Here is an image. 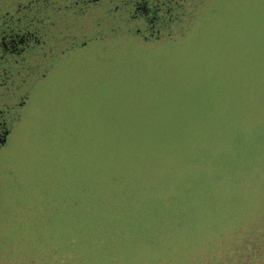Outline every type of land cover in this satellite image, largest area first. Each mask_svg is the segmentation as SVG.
Here are the masks:
<instances>
[{
	"label": "rangeland",
	"instance_id": "rangeland-1",
	"mask_svg": "<svg viewBox=\"0 0 264 264\" xmlns=\"http://www.w3.org/2000/svg\"><path fill=\"white\" fill-rule=\"evenodd\" d=\"M200 3L179 33L151 43L121 17L100 36L87 21L86 45L72 43L36 84L0 159V264L156 263L216 232L221 217L230 223L212 211L218 185L237 190L261 167L264 128L235 132L214 160L184 161L179 184L142 179L167 168L140 171L131 148L165 125L214 117L264 76V0Z\"/></svg>",
	"mask_w": 264,
	"mask_h": 264
},
{
	"label": "trees",
	"instance_id": "trees-1",
	"mask_svg": "<svg viewBox=\"0 0 264 264\" xmlns=\"http://www.w3.org/2000/svg\"><path fill=\"white\" fill-rule=\"evenodd\" d=\"M119 17L122 18V27L128 33L132 30L131 34L134 35L133 23L123 12H120ZM119 17L114 24H118ZM105 20L107 16L104 15L103 22ZM106 25H111L110 19ZM256 78L254 83L250 76V79L246 80V85L240 86L241 89L238 87L231 91L227 102L219 105L221 109L214 113V117L193 122L182 120L171 123L163 126L166 133H161V136L156 138L141 136L135 140L131 148L140 156V171L142 168L145 170V166L160 165L163 172H159V175H163L164 169L167 168L162 177L149 174L150 178L142 179L147 182L148 179L162 181L170 178L179 184L180 179L186 177L184 176L186 172L182 171L184 161L193 157H198L196 159L200 161V155L204 152H209L214 160L215 155L233 150L235 132L249 135L264 128V76L257 75ZM256 83L258 86H255ZM238 90L241 91V95L238 94ZM249 94H252V100L245 101L247 98L245 96ZM177 128L178 130H174ZM211 164L212 161H209L210 167H214ZM151 171L154 172L153 169ZM246 172L249 173V169H246ZM247 173L243 174L246 178L237 190L227 182H220L218 185L224 199H221L212 211L216 213L219 210L218 213L226 217V221L230 220L229 224L225 225L221 217L218 224L220 229L213 234L206 232L207 234L199 237L196 244L184 246L175 257L168 254L164 260L151 263L264 264V159L261 161V167L249 175ZM240 181L242 182V179ZM235 193L240 197L238 203L232 201ZM237 211L240 214L235 216Z\"/></svg>",
	"mask_w": 264,
	"mask_h": 264
},
{
	"label": "flooded vegetation",
	"instance_id": "flooded-vegetation-1",
	"mask_svg": "<svg viewBox=\"0 0 264 264\" xmlns=\"http://www.w3.org/2000/svg\"><path fill=\"white\" fill-rule=\"evenodd\" d=\"M200 1L0 0V159L36 84L72 43L86 45L87 21L95 23L100 36L102 25L109 19L115 23L123 12L134 35L157 42L179 33Z\"/></svg>",
	"mask_w": 264,
	"mask_h": 264
}]
</instances>
